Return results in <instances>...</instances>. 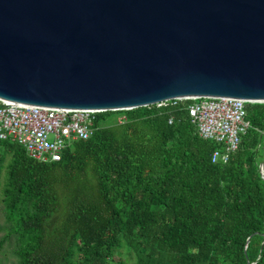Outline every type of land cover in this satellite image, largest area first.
I'll list each match as a JSON object with an SVG mask.
<instances>
[{"label": "trees", "instance_id": "16d2710c", "mask_svg": "<svg viewBox=\"0 0 264 264\" xmlns=\"http://www.w3.org/2000/svg\"><path fill=\"white\" fill-rule=\"evenodd\" d=\"M188 103L100 111L58 161L0 140L13 264H264V102L225 163Z\"/></svg>", "mask_w": 264, "mask_h": 264}, {"label": "water", "instance_id": "95a60500", "mask_svg": "<svg viewBox=\"0 0 264 264\" xmlns=\"http://www.w3.org/2000/svg\"><path fill=\"white\" fill-rule=\"evenodd\" d=\"M198 97L264 102V0H0V99L115 111Z\"/></svg>", "mask_w": 264, "mask_h": 264}, {"label": "built area", "instance_id": "2783aa9c", "mask_svg": "<svg viewBox=\"0 0 264 264\" xmlns=\"http://www.w3.org/2000/svg\"><path fill=\"white\" fill-rule=\"evenodd\" d=\"M185 103L198 134L219 145L211 153L214 163L228 161L249 128L246 102L238 98H176L155 103L157 107ZM98 110L50 108L0 99V140L11 139L40 162L58 161L74 140L88 139L96 129ZM171 122V120H169Z\"/></svg>", "mask_w": 264, "mask_h": 264}, {"label": "rangeland", "instance_id": "374dc122", "mask_svg": "<svg viewBox=\"0 0 264 264\" xmlns=\"http://www.w3.org/2000/svg\"><path fill=\"white\" fill-rule=\"evenodd\" d=\"M1 180L3 181L4 178ZM1 198L2 194L0 191V240L4 239L0 244V264H13L16 262V256L14 254L15 240L12 236L8 238L5 236L8 230L6 229Z\"/></svg>", "mask_w": 264, "mask_h": 264}]
</instances>
